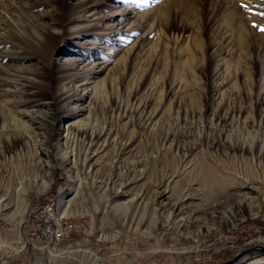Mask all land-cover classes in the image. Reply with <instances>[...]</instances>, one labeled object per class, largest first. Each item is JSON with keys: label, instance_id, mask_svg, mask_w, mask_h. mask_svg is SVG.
Instances as JSON below:
<instances>
[{"label": "rangeland", "instance_id": "rangeland-1", "mask_svg": "<svg viewBox=\"0 0 264 264\" xmlns=\"http://www.w3.org/2000/svg\"><path fill=\"white\" fill-rule=\"evenodd\" d=\"M202 162L226 180L198 185ZM236 187L264 194V0H0V264H264L232 262L264 245ZM48 199L74 211L55 246L27 228Z\"/></svg>", "mask_w": 264, "mask_h": 264}, {"label": "bare ground", "instance_id": "bare-ground-1", "mask_svg": "<svg viewBox=\"0 0 264 264\" xmlns=\"http://www.w3.org/2000/svg\"><path fill=\"white\" fill-rule=\"evenodd\" d=\"M52 124L54 123V120H52ZM85 130V129H84ZM85 136H88V138H90L92 140V136L91 135H86V132L84 134ZM95 136V135H94ZM99 139V138H98ZM192 174L194 173L197 177H198V185L202 186L203 188L205 189H208V188H212L213 186H217V185H220L223 183V181L226 180V177L225 175L221 172L220 169L218 168H215L211 165H205L203 162L202 163H198L197 165L193 166L192 168ZM67 170V169H66ZM69 177V174L68 172L66 173ZM190 174V173H189ZM19 175V174H18ZM16 176V175H10L8 178H7V183L10 184L11 188L15 191H20L22 193H24L28 188H37L38 186V183H36V181L31 178H24L23 176L19 175V176ZM66 175V176H67ZM193 176V175H192ZM71 177V176H70ZM174 175H171V176H167V178L165 179V181L162 183V185H160L161 187L163 186V190H162V195L165 196V198L167 200H169L168 198L169 197V194L166 196L165 194L166 193H169V189L172 190V188H170L169 184L171 182L175 183L173 180H174ZM233 180V179H232ZM52 181V178H49L45 183H43L42 187H47V185ZM71 183V182H70ZM72 184V183H71ZM230 184V183H229ZM74 185V183L70 186V188H72ZM243 185H246L245 183H241V184H238V186L242 187L243 188ZM240 187H236L237 189L234 191V195H237V198L239 200V202H244V208L245 210L248 212V215H253V214H257V213H260L262 211L263 206H262V202L264 203V194H261L260 197L259 196H255V194H251L249 192H245L243 190H241ZM244 189V188H243ZM108 191V189H105ZM104 190V192H102L101 194L105 193L106 191ZM116 192V191H115ZM114 192V193H115ZM123 192V191H122ZM121 192V193H122ZM171 193L174 192L173 190L170 191ZM236 192V193H235ZM13 194V193H12ZM186 195V194H185ZM185 195H180L178 197V199H176L177 201H173L170 205V208L171 210L169 211V213L166 215L167 218H169L172 214H176V212H180L183 208L182 204L184 203V198H185ZM236 197V196H235ZM260 199H259V198ZM111 200L110 202L114 201L115 203L113 204L114 206L117 205V206H124V205H128V203H130V201H127V202H120L119 199L120 197L119 196H113V197H109ZM157 194L154 195V198H153V204H156L158 203L157 201ZM260 201H258V199ZM63 203L65 202L62 201ZM159 203H161L159 201ZM239 204V203H238ZM1 209V207H0ZM214 209V208H213ZM155 210V209H154ZM153 210V211H154ZM67 213V214H66ZM74 211L72 210H69L68 208L64 207L63 208V211L62 213L60 212L61 215H69V216H72L70 214H73ZM153 213V212H152ZM224 213V212H222ZM155 214V212H154ZM156 215V214H155ZM234 222V221H233ZM233 222L231 221V223L233 224ZM19 234V233H18ZM15 238V236H14ZM17 243L15 242L14 243V246H13V242L12 243H9L4 247L5 249V253L6 255L7 254H12V253H15L17 252L21 246H22V242L20 240V237L17 236ZM188 242L190 243H194V242H198L200 240V238L198 236H193L191 238H187ZM255 241V240H253ZM257 242V241H255ZM252 244V241L251 243ZM260 244V243H259ZM2 247V245L0 246ZM77 253L78 254H81V256H86V257H89L91 258L92 260L96 261L97 260V257L95 254H93L92 252H88V251H85L83 249H80V248H77V249H68V250H53L52 248L50 247H47L44 249V253L49 256V255H52L53 257H55L56 255L59 256L60 254H63V253ZM253 253H259V252H253ZM251 254V253H250ZM248 255V254H247ZM1 259L3 260V254L1 253ZM245 257V256H243ZM0 260V261H2ZM21 264H24V263H21ZM27 264V263H26Z\"/></svg>", "mask_w": 264, "mask_h": 264}, {"label": "built area", "instance_id": "built-area-1", "mask_svg": "<svg viewBox=\"0 0 264 264\" xmlns=\"http://www.w3.org/2000/svg\"><path fill=\"white\" fill-rule=\"evenodd\" d=\"M27 217L30 237L46 245L55 246L69 240L75 230V223L69 215H61L57 199H48L35 204ZM257 241L264 242L258 239Z\"/></svg>", "mask_w": 264, "mask_h": 264}, {"label": "water", "instance_id": "water-1", "mask_svg": "<svg viewBox=\"0 0 264 264\" xmlns=\"http://www.w3.org/2000/svg\"><path fill=\"white\" fill-rule=\"evenodd\" d=\"M253 252H259V253H264V245H256L252 246L251 248H248L247 250L241 252L238 254L232 262L237 261L238 259L242 258L243 256H246L247 254L253 253Z\"/></svg>", "mask_w": 264, "mask_h": 264}, {"label": "trees", "instance_id": "trees-1", "mask_svg": "<svg viewBox=\"0 0 264 264\" xmlns=\"http://www.w3.org/2000/svg\"><path fill=\"white\" fill-rule=\"evenodd\" d=\"M264 255V254H263Z\"/></svg>", "mask_w": 264, "mask_h": 264}]
</instances>
